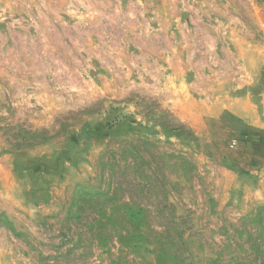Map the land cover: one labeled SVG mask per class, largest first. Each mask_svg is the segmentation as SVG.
Returning <instances> with one entry per match:
<instances>
[{
  "label": "rangeland",
  "instance_id": "374dc122",
  "mask_svg": "<svg viewBox=\"0 0 264 264\" xmlns=\"http://www.w3.org/2000/svg\"><path fill=\"white\" fill-rule=\"evenodd\" d=\"M263 86L264 0H0V264L257 260Z\"/></svg>",
  "mask_w": 264,
  "mask_h": 264
},
{
  "label": "crops",
  "instance_id": "0c3cea01",
  "mask_svg": "<svg viewBox=\"0 0 264 264\" xmlns=\"http://www.w3.org/2000/svg\"><path fill=\"white\" fill-rule=\"evenodd\" d=\"M258 80L262 78H257ZM255 80L253 83H257ZM260 80V81H261ZM224 109L231 111L249 126L264 131V86L257 94L252 92L240 94L239 98L230 105L224 106ZM264 174V169L261 170Z\"/></svg>",
  "mask_w": 264,
  "mask_h": 264
},
{
  "label": "trees",
  "instance_id": "16d2710c",
  "mask_svg": "<svg viewBox=\"0 0 264 264\" xmlns=\"http://www.w3.org/2000/svg\"><path fill=\"white\" fill-rule=\"evenodd\" d=\"M236 120L238 122H242V119L235 117ZM243 123V122H242ZM244 129H242V131L244 132H248L247 134L250 135L247 139H249V141L254 145L255 149H258V151L263 150L264 149V131L257 129V128H251L249 127L247 124L244 123ZM250 129H254V130H249ZM262 210H264V207L262 208ZM258 220L261 221L262 217L258 216ZM263 232L262 234H260L261 236H263L264 239V226L262 227ZM262 241H258L255 244H252V248L255 249V251L258 253V259L257 260H253L250 264H264V241L261 243ZM235 264H242L240 261H235ZM229 264V263H228Z\"/></svg>",
  "mask_w": 264,
  "mask_h": 264
}]
</instances>
